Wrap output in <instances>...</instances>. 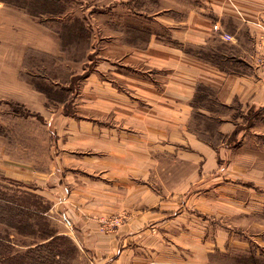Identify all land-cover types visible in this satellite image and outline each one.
Returning a JSON list of instances; mask_svg holds the SVG:
<instances>
[{
  "label": "crops",
  "instance_id": "0c3cea01",
  "mask_svg": "<svg viewBox=\"0 0 264 264\" xmlns=\"http://www.w3.org/2000/svg\"><path fill=\"white\" fill-rule=\"evenodd\" d=\"M153 1L156 10L148 17L156 28L145 33L143 17L136 24L143 30L140 42L127 34V42L112 40L95 52L99 62L85 77L80 118L56 115L45 102L40 108L37 90L25 88L23 96L15 78L1 81L20 91L10 98L16 103L56 116L66 212L76 214V238L94 249L95 258L110 264H223L229 248L242 245L245 251L251 244L235 237L229 218L261 219L264 212V161L230 156L243 147L216 149L203 139L199 132H208L195 123L196 112L219 120L217 131L225 136L237 120L194 103L205 89V102L230 112L236 105L264 108V0ZM61 42H53V52ZM37 127L30 125L27 142L1 140L0 175L35 187L40 180L47 196L55 179L52 167L39 173L38 149L53 164L54 147L51 140L39 142ZM248 175L254 176L252 188L238 189L247 199L233 200L230 183ZM107 216L123 220L105 233L99 221Z\"/></svg>",
  "mask_w": 264,
  "mask_h": 264
},
{
  "label": "rangeland",
  "instance_id": "374dc122",
  "mask_svg": "<svg viewBox=\"0 0 264 264\" xmlns=\"http://www.w3.org/2000/svg\"><path fill=\"white\" fill-rule=\"evenodd\" d=\"M155 10L153 0H0V142H27L25 133L30 125L37 124V139L51 140L55 159L52 164L44 155L46 150L38 149L39 173H49L52 167L55 179L53 186L48 185L47 196L42 193L44 183L40 180L35 187L5 180L0 175L1 264H110L108 260L95 258L94 249L79 244L72 228L77 224L76 214L66 212L69 192L62 186L66 170L62 171V164L57 163L62 157L57 145L61 137L56 135L53 125L56 116L50 112L43 116L10 99L20 91L11 90L14 86H7L1 79L15 78L21 82L23 96L27 93L25 88L37 90L40 108L45 102L43 107L56 115L80 118L77 110L83 103L85 77L94 72L99 62L95 52L110 45L112 40L127 42V34L140 42L143 30L136 29V24L144 17L145 33L156 28L157 23L148 17ZM58 39L62 41L60 51L53 52V42ZM104 76L121 87L116 76L108 73ZM201 105L211 106L215 113H226L237 120L236 131L230 136L219 133L217 124L211 130L202 123L203 130L208 132H199L203 139L216 149L243 147L230 156L264 161V108L236 105L230 112L212 101ZM18 130L22 131L21 137ZM252 177L248 175L230 183L236 195L233 200L247 199L238 191L252 188ZM260 191L264 194V188ZM104 218L99 223L105 233L123 220L118 216ZM227 225L232 227L236 238H249L251 244L245 251L242 245H238L240 249L229 248V258L223 264H264V212L261 219L235 214Z\"/></svg>",
  "mask_w": 264,
  "mask_h": 264
},
{
  "label": "trees",
  "instance_id": "16d2710c",
  "mask_svg": "<svg viewBox=\"0 0 264 264\" xmlns=\"http://www.w3.org/2000/svg\"><path fill=\"white\" fill-rule=\"evenodd\" d=\"M29 13H31L32 15H35L36 13L32 10H29ZM205 95H210L209 93L207 94V92L205 91V89H199L198 93H197V96L195 97V103H194V107L195 109H198L199 106L201 105V103L204 101V98H206ZM50 99V97H49ZM213 103L223 109H227L229 110V107L227 106H224V105H220L218 104L217 102L213 101ZM203 106V105H202ZM205 108H207L209 111H212L214 112L213 108H211V106H203ZM263 109V108H261ZM217 112V111H216ZM215 113V112H214ZM194 120H195V123H197V125H200L202 123H205L204 126L205 128H209L211 130H213V127L215 124L218 125L219 123V120H217L216 118L212 119V118H207L205 117L204 115L200 114L199 112H196L195 116H194ZM212 120V122H211ZM237 127V125H236ZM236 129V128H235ZM236 130L233 131V133H235ZM233 133L231 135H233ZM0 251H1V242H0ZM0 264H1V255H0Z\"/></svg>",
  "mask_w": 264,
  "mask_h": 264
},
{
  "label": "built area",
  "instance_id": "2783aa9c",
  "mask_svg": "<svg viewBox=\"0 0 264 264\" xmlns=\"http://www.w3.org/2000/svg\"><path fill=\"white\" fill-rule=\"evenodd\" d=\"M224 38L226 40H230L231 39V37L228 36V35H225ZM260 40H261L260 51H261V54L264 56V36H262ZM259 62H260V64H262V60L259 59Z\"/></svg>",
  "mask_w": 264,
  "mask_h": 264
}]
</instances>
